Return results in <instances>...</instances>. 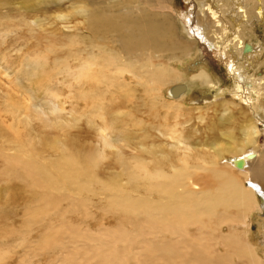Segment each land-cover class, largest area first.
Segmentation results:
<instances>
[{
    "label": "rangeland",
    "instance_id": "1",
    "mask_svg": "<svg viewBox=\"0 0 264 264\" xmlns=\"http://www.w3.org/2000/svg\"><path fill=\"white\" fill-rule=\"evenodd\" d=\"M220 5V1H212L214 10L220 11ZM93 6L103 12L118 14L121 19L126 15L143 23L147 21L142 16L150 12L149 21L153 25L148 32L152 39L150 48L142 53L135 45L129 49L123 47L119 43L122 42L121 36L126 33L124 31H131L125 27L126 24L117 32L92 35L84 16L85 9ZM194 6L197 15L199 7L196 0H0V116L10 117L3 109L9 104H17L18 110L10 113L18 119L30 120L33 141L38 149L45 148L40 141L44 134L63 136L64 128H68L70 135L79 142L97 145L99 150L108 149L115 156L108 154L103 160L100 176L104 180L120 171L117 157L133 162L141 149L152 143L157 150L172 151L178 156L184 155L186 150L192 153L200 142L205 144V148L211 147L213 142L229 146L230 137L236 143L241 142L246 121L241 111L250 117L253 111L234 94L238 91L237 81L227 73L221 62L212 60L214 57L207 49L206 52L199 51L200 44L187 56L179 44L181 39L185 40L186 34L181 26V13ZM252 15L258 22L252 34L256 41L264 37V28L257 21V15L254 12ZM166 16L171 18L176 28L173 38L167 35ZM133 30L139 34L136 29ZM233 37L236 38L234 35L229 36L225 38V44H220L230 45L227 41ZM235 38L233 42L238 40ZM91 39L93 42H90ZM101 42H110L108 44L122 66L136 67L135 72L129 71L122 75L117 70L112 71V74L123 76L118 82L123 81L125 90L130 89V97L116 88L115 93L108 90L111 88L108 84L98 85V89L103 90V98L108 105L106 109L89 104L87 101L90 100L83 97L86 85L69 74L78 68L76 54L78 58L97 55L98 47L104 46ZM162 44L167 47H162ZM231 44L233 47L232 41ZM202 53L206 56H201ZM38 54L43 58V68L50 74L44 80H38V73L42 71L37 68L40 66L35 61ZM151 54L155 65L165 63L166 66H175L184 74L182 81L194 85L185 100L176 106H164L156 114L151 112L148 96L138 80L144 76V69H140L141 58ZM65 61L69 64V72L66 68H59L60 63ZM201 64L208 66L218 83L212 96L210 94L214 89L211 91L192 80V76L201 70ZM258 71L260 74L256 75H262L264 66ZM171 84L166 86V90ZM182 89L188 90L186 85ZM163 95L167 99L166 91ZM197 97L205 100L204 103L198 102ZM227 101L232 111L222 110ZM260 104L262 109L264 95ZM256 110L260 111V105ZM137 118L142 119L141 126ZM168 128L170 132H164ZM172 132H175L174 136ZM105 137L111 143L103 148ZM10 139L0 130V153L4 148L8 154L17 151L18 146ZM256 141L264 149V133L257 136ZM52 154L45 148L42 157L48 158ZM208 176L206 171L198 170L195 175L198 183L194 181V184L203 189L210 188L212 181ZM199 187L193 189L199 191ZM111 197L112 192L108 189L93 188L82 197L88 206V211L82 216L73 210L75 199L60 200L56 206L46 205L45 200L42 201L35 190L27 186L21 167L4 166V160L0 158V264H71V260L72 264H100L97 254L107 256L114 247L119 248V260L106 264H156L153 254L146 251L144 244L135 236V231L123 225L118 215L107 207ZM262 213L255 210L247 218L241 219L238 211L231 209L226 217L212 221L211 227L200 233H196V226H193L191 235L185 239L190 241L192 237L200 236L202 241L208 242V252L218 257L229 250L226 241L230 228L240 226L237 229L240 232L242 229V237L254 245L259 256L258 262L238 255L236 260L226 264H264V245L260 243L264 242V238L259 237V231H264ZM104 231L117 233L120 237L109 239L105 236L98 244L94 239ZM233 231L236 232L235 229ZM54 233L55 244L44 249L45 238L55 240ZM145 238L151 237L146 235ZM191 252L192 249L187 252L189 257H192Z\"/></svg>",
    "mask_w": 264,
    "mask_h": 264
},
{
    "label": "bare ground",
    "instance_id": "2",
    "mask_svg": "<svg viewBox=\"0 0 264 264\" xmlns=\"http://www.w3.org/2000/svg\"><path fill=\"white\" fill-rule=\"evenodd\" d=\"M196 1L199 7L197 15H195V6L181 13L183 20L181 26L186 34L185 40L181 39L179 44L183 46L185 56L190 55L191 51L200 44L199 51L206 52L207 49L214 57L212 60L221 62L226 67L227 73L237 81L238 91L234 94L253 111L251 117L241 111L246 119L241 142L236 143L233 137H230L229 146L213 142L211 147H206L207 150L205 144L200 142L195 145L192 153L186 150L184 155L178 156L172 151L157 150L152 143L149 147H143L133 162L117 157L116 162L121 167L120 171L104 180L100 176L103 160L108 154L113 156L115 154L106 148L99 150L97 145H88L75 140L68 132L69 129L64 128L65 138L48 134L40 138L41 144L53 152L52 156L43 158L45 148L36 147L30 120L18 119L12 115L10 112L18 110V106L9 104L3 110L11 116H0V130L18 147L12 154H8L7 149L4 148L0 158L4 160V166L21 167L27 186L33 188L42 201L45 200L46 205L56 206L60 200L75 199L73 210L81 216L88 211L86 208L88 206L82 199L87 192H91L93 188L111 191L112 197L108 200L107 207L118 215L123 225L135 231V236L144 244L146 251L153 254L156 264H189V262L226 264L230 260H236L238 255L258 262L259 256L255 252L254 245L251 246L246 242L247 239L242 237V229L241 232L237 229L240 226L230 228L226 241L229 250L218 257L208 252V242L202 241L200 236H194L190 241L185 238L191 235L193 226H196L195 232L200 233L208 226L211 227L212 221L226 217L231 209L238 211L241 219L247 218L255 210L262 211L264 216V149H261L256 141V137L264 133V107L261 109L260 104L264 95L262 92L264 73L263 76L256 75L259 73L258 69L262 70L264 66V37L255 38L256 41L254 37L252 38L258 23L253 19L254 17L252 18V12L257 15V21L264 28V0H218L221 2L220 11L212 8L214 0ZM85 12L87 14L84 16L85 23L92 35L100 32H117L126 24L125 27L131 31H124L126 33L122 34V42L119 43L127 49L135 45L140 51L142 50V53L150 48L152 39L149 38L148 32L153 26L149 21L150 12L142 16V19L147 21L145 23L140 20L134 21L126 15L121 19L118 14L103 12L96 6L85 9ZM169 18L166 16L164 20L168 23L167 35L173 38L176 28ZM233 35L238 39L236 42H233L235 41L233 37L227 41L230 42L229 46L220 44L222 42L225 44V38ZM90 42L93 40L91 39ZM101 43L104 46L98 47L97 55L78 58L76 54V62L79 65L74 72L68 71L70 68L67 61L60 63L59 68H66L69 74H73L75 80L86 85V88H83V97L90 100L87 101L89 104L97 108L104 106L103 108L106 109L108 105L104 101L103 90L98 89V85L108 84L111 86L108 90L115 93L116 88L130 97V89L125 90L124 82H118L123 76L112 74V71L117 70L122 75L129 71L135 72L136 67L122 66L116 60L108 44L110 42ZM162 47L167 45L162 44ZM204 55L202 53L201 56ZM42 60L40 54L35 58L40 66L37 68L42 70L39 73L36 71L40 74L38 80L50 77L49 71L43 68ZM152 60V54L141 58L140 69H144L143 72L141 71L144 76L139 77L138 80L148 96L151 112L156 114L157 110L160 111L164 106H176L181 100H185V96L188 97L194 85L182 81L184 74L175 66L169 64L166 66L165 63L155 65ZM200 69L192 76V80L200 82L199 84L210 88L211 91L214 89L212 94L209 93L212 96L218 83L208 66L201 64ZM176 81L179 82L171 84ZM168 84L171 85L166 90ZM185 85L187 91L182 89ZM164 91L168 100L163 95ZM197 99L198 102L203 101L202 98L197 97ZM259 105L260 111L255 112ZM222 110L232 111L230 102L227 101L222 106ZM25 116L27 117V114ZM136 121L141 126L142 119L137 118ZM170 130L168 128L164 132L169 133ZM172 135L174 136L175 132H172ZM110 143L105 137L103 148L108 147ZM198 170H204L207 175L209 174L208 179L212 181L210 188L203 189L194 184L198 183L195 178ZM190 186L199 187V191ZM234 229L236 232L233 231ZM262 231H259V237L264 238ZM104 232H100L102 234H99L98 238H93L98 244L105 236L109 239L120 237L117 233ZM247 234L250 236L249 232ZM52 235L55 240L49 241L45 238L44 249L55 244L56 234ZM146 235L151 238H145ZM260 243L264 245L263 241ZM189 249H192L190 254L192 257L187 254ZM110 250L107 256L103 253L97 254L100 264L119 260V248L114 247Z\"/></svg>",
    "mask_w": 264,
    "mask_h": 264
}]
</instances>
